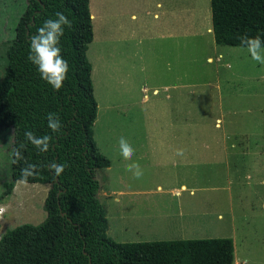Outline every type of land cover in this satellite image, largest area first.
<instances>
[{"label":"rangeland","instance_id":"obj_1","mask_svg":"<svg viewBox=\"0 0 264 264\" xmlns=\"http://www.w3.org/2000/svg\"><path fill=\"white\" fill-rule=\"evenodd\" d=\"M26 3L0 0V81ZM89 10L98 15L87 50L92 131L110 161L96 172L107 236L117 243L230 238L234 264H264V64L247 47L215 44L209 0H89ZM118 28L134 36L126 49L106 39ZM109 48L126 51L128 62L110 82ZM121 137L135 150L140 179L125 170ZM12 140L11 127L0 129V237L46 217L48 186L16 182L4 194ZM181 184L186 189L174 194Z\"/></svg>","mask_w":264,"mask_h":264},{"label":"trees","instance_id":"obj_2","mask_svg":"<svg viewBox=\"0 0 264 264\" xmlns=\"http://www.w3.org/2000/svg\"><path fill=\"white\" fill-rule=\"evenodd\" d=\"M211 30L217 46L247 47L242 37L264 42V0H209ZM63 13L72 28L60 40L68 61V78L56 91L41 79L28 59L33 35L46 20ZM93 40L89 0H27L0 81V129L11 127V150L24 159L13 162L9 195L21 179V169L35 165L29 184L48 186L46 217L38 225L23 224L0 237V264H234L230 238L117 243L107 236L106 212L98 199L96 172L109 168L94 141L92 126L97 103L92 67L87 58ZM58 116L62 128H48V114ZM25 131L51 137L49 151L39 152L25 139ZM52 164L64 165L57 176ZM1 202V198H0Z\"/></svg>","mask_w":264,"mask_h":264},{"label":"clouds","instance_id":"obj_3","mask_svg":"<svg viewBox=\"0 0 264 264\" xmlns=\"http://www.w3.org/2000/svg\"><path fill=\"white\" fill-rule=\"evenodd\" d=\"M56 17L55 20H46L43 26L37 30V33L31 37L28 59L37 67L41 79L50 84L54 90L59 91L68 78L69 72L68 61L61 55L60 40L65 34V28H72V22L60 12L56 13ZM241 44L247 45L252 60L264 64V42L259 36L255 38L242 37ZM47 120V126L52 132L61 130L62 125L56 114L49 113ZM24 135L26 141L31 143L39 152L47 153L49 151L50 136L37 137L31 131H25ZM25 146V144H21L20 148L13 150L14 163L24 159L21 150ZM119 148L123 160L127 162L125 163V170L131 172L135 179H140L143 176V171L140 164L132 159L135 150L131 144L124 137H121ZM176 154L183 155V150L178 149ZM51 167L57 176L64 171V165L52 164ZM36 174V166L29 164L21 169V179L18 183L27 184L29 178Z\"/></svg>","mask_w":264,"mask_h":264},{"label":"crops","instance_id":"obj_4","mask_svg":"<svg viewBox=\"0 0 264 264\" xmlns=\"http://www.w3.org/2000/svg\"><path fill=\"white\" fill-rule=\"evenodd\" d=\"M157 6L159 7L160 6V3H157ZM90 13H91V19L94 22V20L96 19V17H98L97 12H95V13L90 12ZM95 15H97V16H95ZM154 16H157V14H154ZM133 17H134V15H131V18H133ZM120 26H122V25H120ZM177 33L178 32L176 31V34H175L176 37H178V34ZM170 36L171 35L168 34V38ZM162 37H164V36H162ZM133 38H134V36L128 35V33H126V31L124 30V28H118L117 29V33H114V35H113V30L112 29H108V34H107V37H106L109 45L112 46V44L117 43V44H119L121 46V48L124 47V49H126L125 46L128 43V41L132 40ZM94 39L95 38L93 36V40ZM114 50H115L114 48H111V49L109 48V51H108V62H106V66L108 64V66H107L108 71H106V72H107V75H108L109 82L112 79V75H113L112 71L114 69H117V66L118 65L123 66V67H124V65H126V67H128V62L126 63V61H127L126 60L127 59V57H126V51L124 50L125 53L124 52H120L121 54H118L117 53V55H116L113 52ZM133 55L136 56L135 54H133ZM145 55H146V53H144V57L143 58H139V59L146 58ZM128 56L130 58V55H128ZM208 61H211V58L210 57L208 58ZM90 62H91L92 67H94V62H92L91 60H90ZM146 66H147V63H146ZM146 66H145V68H146ZM92 70H93V73H94V69L93 68H92ZM153 92L155 93L156 90H153ZM176 161H177V159H175V162ZM185 189H186L185 184H181L180 187H179V189H171V190L174 191L173 192L174 194H179L181 190H185ZM156 190L157 191H162L161 186L160 185H157ZM180 213L181 212H179L178 214H180Z\"/></svg>","mask_w":264,"mask_h":264},{"label":"built area","instance_id":"obj_5","mask_svg":"<svg viewBox=\"0 0 264 264\" xmlns=\"http://www.w3.org/2000/svg\"><path fill=\"white\" fill-rule=\"evenodd\" d=\"M5 209L3 207H0V216L4 213Z\"/></svg>","mask_w":264,"mask_h":264}]
</instances>
